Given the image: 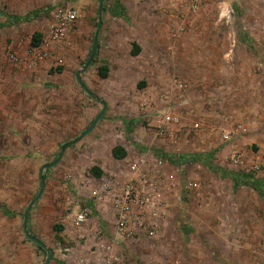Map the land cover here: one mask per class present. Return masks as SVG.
<instances>
[{"label":"rangeland","instance_id":"rangeland-1","mask_svg":"<svg viewBox=\"0 0 264 264\" xmlns=\"http://www.w3.org/2000/svg\"><path fill=\"white\" fill-rule=\"evenodd\" d=\"M99 2L0 0V264L49 252L47 264H264V194L252 187L264 188V0H103L100 14ZM67 10L77 17L54 41ZM100 100L96 129L62 148ZM114 146L125 158L105 159L100 177L82 169ZM113 180L153 213L152 236L115 239L83 199L81 226L55 219L83 196L78 184Z\"/></svg>","mask_w":264,"mask_h":264},{"label":"crops","instance_id":"crops-1","mask_svg":"<svg viewBox=\"0 0 264 264\" xmlns=\"http://www.w3.org/2000/svg\"><path fill=\"white\" fill-rule=\"evenodd\" d=\"M96 129V124L93 128V130ZM86 135V134H85ZM77 140L73 143L72 146L77 145L78 142L81 143V141H83V136H81V134L79 136L76 137ZM83 143V142H82ZM116 147V146H114ZM112 147L110 149V151H107V148H101V147H97L93 150H91V156H92V161L88 158V165L86 163H84V166L81 165L82 169L88 170L91 172V168L93 166L98 167L102 173L104 172V168H102V165L104 166V164L106 163H102L105 159H108V157H111L112 161H117L119 162V160H123L125 157L121 158V159H116L113 155H112ZM125 150V149H124ZM85 152V151H84ZM110 155V156H109ZM100 159V161H99ZM97 160V162L95 161ZM91 161V162H90ZM108 161V160H107ZM74 162V160H73ZM113 164V163H112ZM122 167V166H121ZM121 167H119L118 165L116 167H114L112 172H116L118 174H122L124 173V169H122ZM72 169H80V165H72ZM88 173V172H87ZM92 173V172H91ZM125 175V173L123 174V176ZM99 178H96L95 176H91L90 178H87L86 180H89L90 182H92L93 180H98ZM84 182V181H83ZM85 188V189H84ZM76 189L80 192L78 193V195H83L81 196V198H77L76 200H78L77 202L71 203L70 206H68V210H55V214L53 217L57 220H61V221H65L67 222V224L69 223L70 225H77L75 224V220H76V216L82 212L81 211V204L79 203L81 199H83V201H87L90 203V201H94L95 202V207L96 210L98 212V217L101 218V220H106L107 222L111 221L114 224V232H113V237H115V239H120L121 236L119 234V232L116 229V216H118L119 212H120V208L121 205L123 203L122 201V196H123V192L125 189H130L132 191V186L129 185V183H123V185L120 184V182L117 180L115 182V180H113V182H110L108 185H96V186H91V185H86V183L84 182L83 184L76 186ZM80 189V190H79ZM85 190L84 193H82ZM93 192H98L99 194L96 196L94 195ZM134 199L132 200V202H130V206L131 208L140 213L138 215H141L143 218H153L152 216V212L148 209V207L146 206H141L139 205V203L137 204V201H139V199L137 198L136 195H133ZM75 201V200H72ZM88 203V204H89ZM83 205H85L83 203ZM87 206V205H86ZM140 207V210L138 207ZM146 207V208H145ZM55 209V208H54ZM110 214H109V213ZM137 214V213H135ZM112 216L113 219H111L110 217ZM114 220V221H113ZM26 221V225L29 222V214L26 216V219L24 220ZM62 225L63 222H61ZM25 225V226H26ZM82 224H78V226H81ZM66 226V224H65ZM55 227V226H54ZM35 238L38 239V237L36 236ZM39 240V239H38ZM40 242H42L41 240H39ZM43 246L40 247V249H46V245L44 242H42ZM89 263V262H87Z\"/></svg>","mask_w":264,"mask_h":264},{"label":"built area","instance_id":"built-area-1","mask_svg":"<svg viewBox=\"0 0 264 264\" xmlns=\"http://www.w3.org/2000/svg\"><path fill=\"white\" fill-rule=\"evenodd\" d=\"M77 17L75 10H67L58 17V22L53 24L50 30L49 37L54 41H61L68 33L69 24L73 23ZM41 58V54L36 52L30 59L29 66L34 65ZM61 61V60H60ZM61 63V62H60ZM98 195V192H93ZM133 192L130 189H125L122 196V205L118 216H116V229L122 236H152L156 228L155 222L148 220L151 218H143L140 213L134 211L129 205L133 200ZM88 210L85 209L76 216L75 224H80L87 220ZM137 213V214H135ZM153 216V213H152ZM153 219V218H152ZM110 249V246L107 247Z\"/></svg>","mask_w":264,"mask_h":264},{"label":"trees","instance_id":"trees-1","mask_svg":"<svg viewBox=\"0 0 264 264\" xmlns=\"http://www.w3.org/2000/svg\"><path fill=\"white\" fill-rule=\"evenodd\" d=\"M115 14H121V12H118V13L116 12ZM40 37H41V33H40V32H34V33L32 34V37H31V42H30L31 45H32V46H37V45H38V41L40 40ZM96 47H97V43H96V40H95V42H94V44H93V51H94V49H95ZM138 50H139V47H138V46H134V47L132 48V50H131V54H132V55H137ZM107 71H108V67H107V65H102V66H100V67L98 68V73H99V76H100L101 78H105V77L107 76ZM82 87L84 88L85 91H87V92L91 95V93H90L88 90H86L84 86H82ZM76 140H77V138H75V139H73V140H71V141H69V142L64 143V144L62 145V148H65V147H67V146L73 144ZM112 155H113L116 159H121V158L125 157L126 152H125L124 148L119 147V146H116V147H114L113 150H112ZM212 169H214V168H212ZM90 170H91V172H92L96 177H100V176L102 175V171H101L98 167L93 166ZM220 171H221V173L224 174V175L228 173V172H226V171H224V170H220ZM232 178L237 182L239 177H238L237 175H235V174H232ZM40 179H41V181H42L43 178L41 177ZM238 182H239V181H238ZM252 187H253L255 190H257L259 193L264 194V188L261 187V186H259L257 182L252 183ZM4 211H5V209H4ZM25 214H26V216H27V215H28V211H26ZM24 225H26V221H24ZM59 228H60V227H59Z\"/></svg>","mask_w":264,"mask_h":264},{"label":"water","instance_id":"water-1","mask_svg":"<svg viewBox=\"0 0 264 264\" xmlns=\"http://www.w3.org/2000/svg\"><path fill=\"white\" fill-rule=\"evenodd\" d=\"M102 2H103V0H100V2H99V7H98V12H99V14L101 13ZM76 79L78 80V82H79L80 84H82L81 81H80V76H79V72H78V71L76 72ZM100 102H101V104H102V108H101L100 112L97 114V116H96V117L94 118V120L91 122V124H90L87 128H85V129L83 130V132L81 133V136H84L85 134L89 133V132L94 128L95 124H96L97 121L100 119V117L102 116V114H103V112H104V110H105L106 104H105V102L102 101V100H100ZM57 162H58V160H56L55 163H57ZM42 189H43V184H41L40 192H39V194L37 195V197L41 194ZM25 219H26V214L24 215V220H25ZM24 233H25V235H26V237H27L28 239H30V240H32L33 242H35L38 246H40V247L43 246L42 242H40L37 238L31 236V235L28 233V231L26 230L25 227H24ZM51 258H52V253L49 252L48 256H47L46 259H45L44 264H47V263L51 260Z\"/></svg>","mask_w":264,"mask_h":264}]
</instances>
